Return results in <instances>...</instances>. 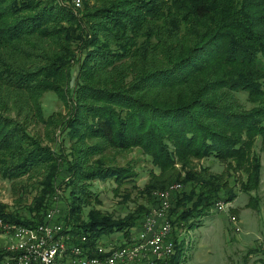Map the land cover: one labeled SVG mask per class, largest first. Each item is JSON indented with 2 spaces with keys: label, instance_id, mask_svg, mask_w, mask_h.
<instances>
[{
  "label": "trees",
  "instance_id": "16d2710c",
  "mask_svg": "<svg viewBox=\"0 0 264 264\" xmlns=\"http://www.w3.org/2000/svg\"><path fill=\"white\" fill-rule=\"evenodd\" d=\"M65 3L0 0V176L35 192L32 218L0 204L4 222L44 224L61 195L69 205L60 219L65 232L75 243L86 236L93 254L114 232L122 234L119 245L104 246L129 244L155 205L153 193L176 183L191 190L175 196L170 221L176 214L174 226L190 229L232 193L231 172L245 175V192L258 189L264 0H83L80 13ZM48 92L66 114H44ZM240 92L254 106L244 108ZM136 150L159 170L144 188L148 210L119 219L92 210L82 222L91 182H131L132 164L117 158ZM205 159L225 170L198 169L194 161ZM171 236L175 251L157 264L180 263L183 245L174 230Z\"/></svg>",
  "mask_w": 264,
  "mask_h": 264
},
{
  "label": "rangeland",
  "instance_id": "374dc122",
  "mask_svg": "<svg viewBox=\"0 0 264 264\" xmlns=\"http://www.w3.org/2000/svg\"><path fill=\"white\" fill-rule=\"evenodd\" d=\"M62 1L67 3V0ZM82 9L83 6L79 9V13ZM260 67L264 69V60ZM236 96L244 108L249 109L254 106L249 102L246 93L240 92ZM42 102L46 116L54 112L64 114L68 112V107L53 92L46 93ZM254 151L260 157L262 164L261 181L257 190L250 194L245 192L241 187L245 175L231 172L229 188L232 193L224 192L217 200L225 204L224 211H218L215 203L209 215L200 218L192 229L174 226L178 215H172V230L177 234L178 244L183 245V249L179 250L176 256L179 264H264V136L257 137ZM117 161L123 166L132 164L137 176L133 177L131 182L123 184L115 180L91 182L93 202L84 208L82 222L88 219L87 215L92 210L115 219L124 218L141 209L148 210L151 198L144 194V188L150 181V172L159 173V170L153 166L147 156L137 150L119 156ZM194 162L198 169L210 167L214 173H222L225 170V164L215 159ZM64 175L66 174L62 173L57 182L61 183ZM180 184L183 185L184 190L190 192L191 184L188 186L186 183L180 182ZM22 186L20 182H10L0 176V204L6 207L5 213H19L32 218L28 205L32 203L35 192L30 194L28 187ZM54 205L60 210L58 219L67 218L69 205L66 199L60 195L54 199ZM232 216L238 219L240 232H236L235 226L231 223ZM121 238V233L114 232L102 236L101 240L104 245L108 243L119 245L118 241ZM7 241V236L0 230V250L1 253H5L0 258V262L9 255L5 249Z\"/></svg>",
  "mask_w": 264,
  "mask_h": 264
},
{
  "label": "built area",
  "instance_id": "2783aa9c",
  "mask_svg": "<svg viewBox=\"0 0 264 264\" xmlns=\"http://www.w3.org/2000/svg\"><path fill=\"white\" fill-rule=\"evenodd\" d=\"M77 11L83 0H67ZM183 191V185L174 184L166 190L153 193L155 205L143 221L140 229L134 230L130 243L125 246H104L100 243L93 254L85 246L87 237L75 243L58 219L60 210L53 207L46 214V222L36 227L6 223L0 217V230L7 236L8 256L0 264H157L170 257L175 251L171 236L172 224L169 211L175 196ZM218 211L225 204L216 202ZM236 232H240L239 221L231 217Z\"/></svg>",
  "mask_w": 264,
  "mask_h": 264
},
{
  "label": "water",
  "instance_id": "95a60500",
  "mask_svg": "<svg viewBox=\"0 0 264 264\" xmlns=\"http://www.w3.org/2000/svg\"><path fill=\"white\" fill-rule=\"evenodd\" d=\"M76 75H77V73L74 72V75H73V77H72V79H71V82H70L71 86H73L74 83H75Z\"/></svg>",
  "mask_w": 264,
  "mask_h": 264
}]
</instances>
